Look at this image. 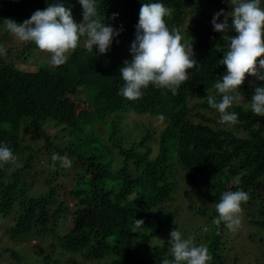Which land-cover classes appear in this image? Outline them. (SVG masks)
<instances>
[{
    "label": "trees",
    "instance_id": "trees-1",
    "mask_svg": "<svg viewBox=\"0 0 264 264\" xmlns=\"http://www.w3.org/2000/svg\"><path fill=\"white\" fill-rule=\"evenodd\" d=\"M95 3L106 25L117 31L122 26V31L105 54L93 47L99 63L69 72L64 65L79 46L61 66L46 68L39 62L35 69L23 70L15 59L32 53L37 46L23 42L19 52L11 53L6 46L13 35L1 29L5 19L23 23L49 5L70 6L82 14L79 0H0V45L6 50L0 55V146L9 147L15 156L27 150L22 165L11 174L7 170L10 166L0 167V231L7 241L0 247V260L6 257L8 264H162L163 259H172L170 235L164 231L176 221L178 211L168 202L174 199L172 192L178 180H183L199 200L200 206L194 210L207 225L202 243L196 238L195 243L207 246L212 257L208 264H225L222 239L228 228L223 223L217 228L212 222L218 216L216 204L223 193L247 192L246 203L258 207L257 212L247 214L248 223L264 228V117L250 109L254 89L264 82L246 76L239 98L228 109L238 115L234 125L221 123L219 113L207 104L208 96L217 101L222 98L215 84L227 72L219 62L228 51V43L213 30L211 21L215 13L223 11L231 26L233 4L231 0ZM143 3H161L171 9L165 23L170 30H180L182 43L192 44L193 59L199 67L187 70L190 78L176 95L149 85L142 89L140 99L128 100L118 94L124 85L119 70L132 58L130 45ZM223 19L221 16L217 22ZM66 95L82 101L84 109L61 126L60 133L48 135L43 126H36L47 118L48 111L42 106L50 98ZM132 115L138 118L131 120ZM159 115L165 117L163 122L149 118ZM127 121L137 129V125L142 127L140 131L132 128L130 139L121 134V126L129 125ZM93 123L106 124L105 131L93 129ZM21 130L39 136L41 144L32 149L22 142ZM37 154L54 169L44 178L36 173L44 190L28 196L32 185L28 173ZM53 154H67L71 167L53 162ZM68 168L72 171L70 188L64 190L66 199L58 200L52 184ZM236 178L239 184L234 183ZM67 215L69 225L62 230ZM135 220L144 223L133 232ZM191 228L185 238L196 235L192 230L197 227ZM46 235L54 236L53 240L57 237L59 245L45 243L46 251L38 246L35 251L26 249L24 255L15 250L21 240ZM259 242L264 245V236ZM65 259V263L60 261Z\"/></svg>",
    "mask_w": 264,
    "mask_h": 264
},
{
    "label": "clouds",
    "instance_id": "clouds-1",
    "mask_svg": "<svg viewBox=\"0 0 264 264\" xmlns=\"http://www.w3.org/2000/svg\"><path fill=\"white\" fill-rule=\"evenodd\" d=\"M231 26L223 11L214 14L211 24L213 30L221 33V39L228 43V51L219 64L227 69L225 75L217 80L215 88L222 97L208 96L207 104L219 113L220 122L234 125L238 115L230 112L234 100L239 98L240 86L246 76L255 77L264 82V8L261 0H231ZM82 6V21L77 23L70 8L62 4L49 5L44 10L35 11L23 23L5 19L6 30L21 42H34L37 48L50 56V64L58 67L66 63L70 55L84 38V47L92 52L96 46L100 54H105L113 38L120 31L106 25L101 19L95 0H79ZM113 15V19H115ZM171 15V9L161 3H143L136 25L135 39L130 45L131 60H126L119 70L124 81L119 95L128 100L142 97V89L149 85L157 89H167L173 95L182 83L189 80L187 70L199 67L193 59L192 44L182 43L178 28L171 30L165 23V17ZM224 16L222 22H217ZM235 32L236 35H232ZM6 53L0 45V55ZM250 109L253 114L264 117V86L256 87L251 97ZM158 121L165 117L159 115ZM53 162L59 161L61 167H71L67 154H53ZM8 167L11 174L21 165L18 158L7 146H0V167ZM234 183L239 184L236 178ZM249 200V194L242 190L227 191L216 204L217 218L212 222L217 228L223 223L230 231H236L241 225V205ZM144 221L135 220L133 232L141 229ZM172 259L162 260V264H208L212 259L206 245H197L193 236L183 238L179 230L170 231Z\"/></svg>",
    "mask_w": 264,
    "mask_h": 264
},
{
    "label": "rangeland",
    "instance_id": "rangeland-1",
    "mask_svg": "<svg viewBox=\"0 0 264 264\" xmlns=\"http://www.w3.org/2000/svg\"><path fill=\"white\" fill-rule=\"evenodd\" d=\"M260 6L264 8V2L261 1ZM72 17L75 22L80 23L82 21V14L78 13V11H74L70 6ZM1 30H5L1 29ZM3 33V32H2ZM0 33V34H2ZM12 41L6 46L9 48V51L12 53L19 52L22 48V43L14 36L11 37ZM22 60H27L30 63L22 62ZM50 56L44 52H41L39 49H35L32 53H24L20 55L19 59H15V64L19 66L23 70H33L36 67V64L42 62L46 68H53L50 64ZM101 59L92 51L89 52L84 47V39L82 38L75 56L71 58V61L64 65L65 70H69V72H73L75 68H78L83 65H95L99 63ZM196 71V68H194ZM218 91V90H217ZM243 104V102H242ZM43 110L48 111L47 118L45 120H40L37 122L36 126H43L44 131L48 135H53L57 132L60 133L59 129L61 126L66 125L68 122L74 120L76 116L79 114V111L84 109V104L82 101L77 100L73 95H66L60 98H50L48 100L47 105H43ZM41 118V116H39ZM131 120L137 119L136 116H130ZM152 119H157V116L149 117ZM43 119V118H41ZM128 124H123L121 126V134L126 138L130 139L133 135L132 128L136 130H141V126L137 125L139 128L132 126L130 121H127ZM152 123L155 125L158 123L157 120H153ZM100 125V124H99ZM162 125V124H161ZM160 125V126H161ZM99 127L101 131H105L106 124H101L97 126V124L93 123V129ZM66 132H64L65 134ZM61 134H58L60 137ZM20 138L22 142H26L31 146L32 149L38 147L41 144V140L39 136H34V133L21 130ZM23 152H19L17 154V158L19 160L20 165L24 160V155L27 150H22ZM24 153V155H23ZM35 165L31 168V171L28 173L29 178L32 180V185L30 190L27 191L26 195L30 196L33 194H39L44 187H42L37 179L36 173L44 178L46 172H51L54 169L52 165H49L47 161L44 159L43 155L37 154L33 157ZM132 167V166H131ZM180 171L177 170L175 176L178 177ZM71 176L72 171L68 168L67 170L62 171V173L57 176L53 181V189L55 192V198L58 200L66 199L65 194L66 191L69 190L71 184ZM261 194L264 196V190H261ZM66 195V194H65ZM173 200L168 202L170 208L173 206L178 208L177 213L175 214L176 221L172 226H168L164 233H170L171 230H179L182 234V237L186 233H190L191 227H197L195 234L193 237L197 239L198 243H202V238L207 230V225L203 220V217L198 215L194 209H198L200 204L188 190L185 182L178 180L175 185L174 192H172ZM210 206H213L210 204ZM53 207V205H51ZM243 212L241 214V225L236 231H230L229 229L225 231L222 242L224 244V253L227 255V262L225 264H232L234 261L235 264H252L254 261L259 262L260 264H264V245H261L259 240L264 236V228L253 224L248 223L247 217L248 213H253L254 211H258L254 205L243 203L241 205ZM69 215L65 217V222L61 229L64 230L65 226L69 225ZM54 236H38V237H29L24 240H21L19 245L15 248L18 250L21 255H24L27 249L29 251H35L38 246H41L43 252L47 250L46 244H55L59 245V239L56 237L55 240L52 239ZM1 236L0 231V247L7 243ZM53 240V241H52ZM156 240L154 239L153 242ZM169 250L171 251V245H169ZM67 254V253H66ZM73 256L75 254L73 253ZM61 262H66L65 260H60ZM0 264H8V260L6 257L3 260H0ZM80 264H88L87 262H82Z\"/></svg>",
    "mask_w": 264,
    "mask_h": 264
}]
</instances>
